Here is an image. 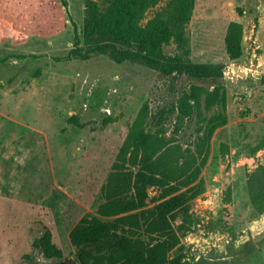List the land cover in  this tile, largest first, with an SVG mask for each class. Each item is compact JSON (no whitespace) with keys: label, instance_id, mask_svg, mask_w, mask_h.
<instances>
[{"label":"rangeland","instance_id":"1","mask_svg":"<svg viewBox=\"0 0 264 264\" xmlns=\"http://www.w3.org/2000/svg\"><path fill=\"white\" fill-rule=\"evenodd\" d=\"M171 1L154 0L139 24ZM192 1L184 25L188 58L222 65L215 81L164 77L102 55L69 58L77 40L81 46L85 0H0V264H53L51 252L38 247L44 236L58 258L79 264L66 234L81 218L111 220L96 214L99 189L142 104L157 125L152 131L159 128L182 150L193 149L200 118L223 112L226 119L192 184L201 183L202 192L189 201L188 230L176 233L166 258L264 264V213L254 216L245 190V174L264 163V0ZM231 22L242 28L240 56L232 61L223 44ZM164 51L176 53L175 45ZM192 85L218 87L222 109L201 100L199 117L177 122V102ZM72 116L77 126L67 123ZM106 117L111 122L102 126ZM146 193L142 210L164 200L159 188ZM170 219L172 230L181 225V214Z\"/></svg>","mask_w":264,"mask_h":264},{"label":"trees","instance_id":"2","mask_svg":"<svg viewBox=\"0 0 264 264\" xmlns=\"http://www.w3.org/2000/svg\"><path fill=\"white\" fill-rule=\"evenodd\" d=\"M153 4L154 0H109L99 5L85 0L81 46L77 40L68 53L69 58L87 60L102 55L116 64H135L164 77L184 75L192 82L220 78L222 65L193 63L188 58L184 25L189 20L193 1L172 0L141 26L142 13ZM241 38V25L229 23L223 44L231 61L240 56ZM171 43L176 53L168 54L164 48ZM38 74L36 71L34 76ZM219 91L215 86L206 91L192 85L177 102L176 121L182 122L194 115L199 117L201 100L207 109L213 105L222 109L223 94ZM152 119H148L147 107L142 104L99 189L96 214L111 220L81 218L69 231L68 239L79 264H178L177 260H168L166 254L177 243L176 233L188 230L183 225L191 223L187 214L189 201L202 192L201 183L192 184L205 165L214 130L224 125L226 119L223 112L200 118L191 151L168 144L159 128L152 131V127L157 126L155 122L152 126ZM110 122L111 118L106 117L102 126ZM67 123L77 126L74 116L69 117ZM151 187L159 188L158 200H164L151 209L142 210L147 189ZM245 190L254 216L262 215L264 163L245 174ZM228 191L227 188L224 202L228 201ZM173 212L181 214L182 218L175 230L169 222ZM40 246L42 253L51 252L56 258L53 264H74L72 260L58 258L59 251L48 243L46 236Z\"/></svg>","mask_w":264,"mask_h":264},{"label":"crops","instance_id":"3","mask_svg":"<svg viewBox=\"0 0 264 264\" xmlns=\"http://www.w3.org/2000/svg\"><path fill=\"white\" fill-rule=\"evenodd\" d=\"M1 196V195H0ZM2 196H4V195H2ZM10 227V226H9ZM66 240H68V232H67V234H66Z\"/></svg>","mask_w":264,"mask_h":264},{"label":"water","instance_id":"4","mask_svg":"<svg viewBox=\"0 0 264 264\" xmlns=\"http://www.w3.org/2000/svg\"><path fill=\"white\" fill-rule=\"evenodd\" d=\"M73 258H74V256H73Z\"/></svg>","mask_w":264,"mask_h":264}]
</instances>
